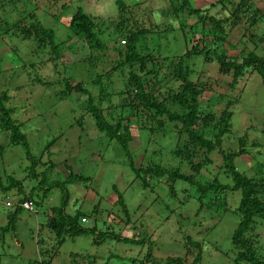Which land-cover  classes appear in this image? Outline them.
Listing matches in <instances>:
<instances>
[{"label": "rangeland", "instance_id": "rangeland-1", "mask_svg": "<svg viewBox=\"0 0 264 264\" xmlns=\"http://www.w3.org/2000/svg\"><path fill=\"white\" fill-rule=\"evenodd\" d=\"M9 1L11 0L6 2ZM19 1H22L20 9L23 13L27 10L33 11L35 18L43 27L53 30L55 41L69 39L64 42L65 47L58 60L59 64L53 67L50 63L42 65L39 63V57H35L32 52L33 41L20 40L18 36L12 34L2 37L0 35V90L8 89L9 104L16 107L14 114L23 121V131L27 136L30 154L38 160L34 170L36 173L41 172L29 177L26 167L30 159L24 157L19 146L6 148L0 156V175L9 174L15 179H22L24 193L28 192L32 185L39 184L34 192V199L38 201L36 205L33 199L35 212L26 210L17 212L14 229L8 228L0 235V264H41L38 261L40 255L36 240L40 239L39 243L44 241L41 247L53 246L54 237L51 235L45 237L48 233L45 221L50 219L48 208L60 205L64 189L59 186L47 187L53 181L64 179L67 173L64 164L69 165L73 172L81 173L88 179L69 183L65 187L67 191L65 210H69L77 204V200H81L80 210L90 214L82 225L90 227L93 224L98 230L112 231L124 236H142L147 242L150 241L151 257L159 262H165L167 257H179L185 263H189L195 254V249L187 243L186 237L189 236L201 245V258L198 264H233L234 250H231L229 235L237 220L236 215L231 212L238 200L236 192L226 194L228 201L226 211L209 207L205 198L202 199L203 205L198 211V200L192 187L185 181L178 179L174 181L173 193L168 190L169 179L166 176L152 177L145 186H142L141 180L129 166L128 155H125L119 144L96 132L88 115L84 114L79 124L77 119L82 112L84 96L72 92L67 98L61 100L55 98V92L62 89L59 81L63 77L70 78L72 85L78 81L82 82L93 95L96 94L98 87L90 80L98 72L102 74L100 77L102 90L110 95V103H103L104 107L118 105L120 102L118 93L124 89L128 69L124 68L121 74L118 71L106 74L112 59H116L114 52L109 49L113 43L111 37H116V34L112 29L105 27L117 15L114 0ZM123 1L132 10L137 23L144 28H150V33L145 35V50L154 55L160 64L157 78L163 76L165 77L163 81L167 80V85L176 86L177 82L172 81L169 70L170 63L166 65L167 62L161 59L163 56L172 55L174 51L177 52L178 43L173 39L177 35V30L163 32L171 27L177 28L178 23H181L186 37H191L192 31L193 33L195 31L192 27L195 17L184 14H179L178 18H175L174 14L163 17L160 11L169 9L168 0ZM215 1L186 0L188 6L192 8L208 6ZM236 1L238 0H234ZM248 2L252 4L251 8L264 15V0ZM77 8L100 23L98 37L108 48L93 52L97 53L99 58H103L102 63L96 68L88 69L84 66L79 49L81 41L75 38L66 26L68 16ZM8 9L7 5L0 7L2 12ZM10 9L14 10L15 7ZM9 16L14 14L11 13ZM247 16L248 14L242 15L236 27L229 29L222 44L227 55L246 53L252 49V42L260 45L256 38L251 39L249 35L252 33L257 37L264 34V21L257 20L250 24L246 20ZM3 20L4 17H0V21ZM158 31L161 36L157 39ZM163 34L166 36L162 37ZM176 39H180L179 35ZM167 41L168 45L162 47L161 52L158 51L156 43L166 45ZM219 44L220 42L216 43V47L221 46ZM167 49L170 50L167 52ZM85 51L88 54V50ZM157 54L161 56H155ZM22 63L25 70L19 68ZM27 63L36 65L29 69L26 67ZM147 67L150 68L149 63ZM193 67L195 73L190 76L191 80L208 82L209 87L205 88L199 101L201 111L210 110L219 114L225 104L230 102L232 128L227 136H223L221 146L228 149L237 148L238 137L246 132L247 149H250L249 144L253 139L259 143L258 158L264 157V87L257 75L248 73L235 84H230V75L217 73L216 66L211 61L204 62L198 58L195 59ZM37 75L52 83L37 84L33 80ZM124 96L123 94L122 97ZM210 96L212 98L208 100ZM136 119L130 117L126 120L131 138L128 150L135 166L158 164L166 169L176 167L181 173L192 174L184 160L180 161L173 155L172 149L176 138L174 130L167 133L150 132L147 128H141ZM150 122L153 123V128L156 127L155 121L150 119L146 125L151 126ZM163 123L172 129L170 122L164 120ZM52 138L55 142L42 151L44 144ZM210 158L212 163L201 168L198 174H194V179L203 181L216 177L219 181L225 182L220 172L221 168H216L221 162L219 155L212 154ZM47 160L53 161L54 165L47 167ZM254 162L247 155H239L234 159L235 166L243 173H249ZM45 168L47 169L43 172ZM117 195L122 197L126 205L128 219L118 209L115 202ZM2 197L0 194V227L5 224L8 210L12 209L20 195L13 189L9 199ZM5 198L9 203L4 204ZM255 231L259 232V238L264 243V225H258ZM147 242L140 248L134 245L133 249H130L127 245L112 239H105L102 244H93L91 235L65 237L62 243L51 251L53 256L49 264H129L127 258L134 256L136 252L135 264H138L146 253ZM260 253L264 256V248Z\"/></svg>", "mask_w": 264, "mask_h": 264}, {"label": "trees", "instance_id": "trees-1", "mask_svg": "<svg viewBox=\"0 0 264 264\" xmlns=\"http://www.w3.org/2000/svg\"><path fill=\"white\" fill-rule=\"evenodd\" d=\"M6 1L0 0L1 8L5 5L9 8L6 12L0 11V17H4V20L0 21L1 37L12 34L18 36L20 40L33 41L32 52L35 57L42 59L39 60L41 65L50 63L54 67L59 64L58 60L61 58V52L65 47L64 42L69 38L65 39L66 41H55L53 30L43 27L35 18L33 11L22 12V9H20L22 1L11 0L9 3ZM180 1L179 3L178 0H168L170 3L169 9L160 11L163 17H166V15L173 16V14L175 18H178L179 14L195 17L192 24L195 31L194 33L192 31L191 37H186L187 34L183 31L181 23H178L177 28L171 27L163 32L177 30V35L180 38L176 39L177 35L173 38L178 43L176 45L177 52L174 51L172 55L163 56V59H161V61L167 62L166 65L170 63L169 70L172 81L177 82L176 86H173L174 84L167 85V80L164 82L163 78L165 77L163 76L157 78L160 64L154 55L145 50V35L150 33V28H144L137 23V18L133 17L132 10L125 5L123 0H114L117 15L105 27L112 29L116 34V37H111L113 43L109 48L116 55V59H112L106 74L108 75L114 71L121 74L124 68L128 69L125 74L124 89L118 93L120 102H118V105L104 107L103 103H110V95L102 90L100 81L102 74L98 72L94 75L95 78L93 77L90 80L95 87H98L96 88V94L93 95L89 89L84 87L82 82L78 81L72 85L70 78L63 77L59 81L62 89L55 92V98L58 100L67 98L72 92L84 96L81 106L82 112L77 119L79 124L82 116L84 114L88 115L92 119L96 132L119 144L125 155H128L129 166L134 171L135 176L141 180L142 186H145L152 177L166 176L169 179L168 190L173 193L172 183L177 179L185 181L192 187L198 200V211L203 205V198H205L209 207L226 211L228 208L226 194L236 192L238 200L231 212L236 215L237 220L229 235V242L232 245L231 250H234L232 263L264 264V256L260 253L264 248V243L259 238V232L255 231L258 225H264V157L258 158L259 143L252 139L249 144L250 149H247L246 132H244L237 139V148H223L221 146L222 138L224 135L227 136L232 128L230 102L225 104L219 114H215L210 110L201 111L199 101L204 90H206L205 88H209L208 82L192 81L190 78L195 73L193 67L195 59L199 58L204 62H213L217 73L230 75V84H235L245 74L254 73L264 87V34L256 37L250 33L249 38H256L260 45L252 42V49L244 54L240 52L234 56L227 55L222 45L229 29L236 27L242 15L248 14L246 20L250 24L257 20L264 21L262 17L264 15H260L257 9L251 8L252 4L248 0H238L236 2L234 0H216L209 3L208 6L200 8L188 6L186 0ZM10 7H15V9L11 10ZM11 13L14 16H9ZM66 24L72 35L81 41L82 45L79 46V49L84 66L86 68H96L99 63H102L103 58H99L98 54L93 52L108 49L106 44L102 43L98 37L100 23L94 21L80 8H77L68 16ZM160 36L158 31L157 39ZM163 36L165 37L166 34H163ZM219 42L221 46L216 47V43ZM167 45L168 41L166 45H160L157 42L155 46L161 52L162 47L164 48ZM85 50H88V54L85 53ZM169 50L167 49V52ZM158 55L161 56L160 54L155 56ZM148 63L150 68L147 67ZM35 65V63H27L26 67L33 69ZM19 66V68L25 70L23 63ZM33 80L42 85L52 83L43 80L38 75ZM8 93V89L0 90V156L6 148L19 146L24 157L30 159V163L26 167L29 177H34L41 173H36L34 170L38 160L30 154L27 136L23 131V121L14 114L16 107L9 104L10 96ZM121 94L125 96L122 97ZM209 98L212 97H208V100ZM130 117L137 118L136 121L139 122L141 128H147L150 132L161 131L167 133L174 130L176 138L172 149L173 155L178 157L180 161L184 160L192 174L181 173L176 167L166 169L158 164L135 166L128 150V143L131 138L126 120ZM149 119L155 121L156 127H152V122H150L151 126L146 125ZM164 120L171 123L172 129L169 125L163 123ZM54 142V138L48 140L42 151L48 149ZM212 154H218L221 159L216 168H221L220 172L225 182L219 181L216 177L211 180H195L194 174H198L201 168L212 163L210 158ZM239 155H247L255 161L250 166L251 173H243L237 169L234 159ZM46 162L48 163L47 167L54 165L51 160ZM64 167L67 171L64 179L53 181L47 187L59 186L64 189V192L61 196L60 205L48 208L50 219L45 221V226L48 229L45 237L50 235L54 237L53 246L50 248L41 247L44 245V241L39 243L40 239L36 240L40 255L39 263L49 264L53 256L51 251L54 247H58L65 237L74 238L76 236L91 235L93 244H102L105 239H112L117 243L127 245L130 249H133L134 245L140 248L147 242L142 236H124L112 231L98 230L93 224L90 227L82 225L83 222L80 219L82 217L86 219L90 217V214L80 210L81 200H77V204L66 211V185L88 179L81 173L73 172L69 165L64 164ZM253 167L254 170H252ZM46 169H43V172ZM22 186V179H15L9 174L0 175V194L3 196L2 198L9 199L13 189L16 194L20 195L13 207L11 206L12 209L8 210L6 222L0 227V235L8 228L14 229L17 212L23 210L19 203L26 198L33 201L35 189L39 187V184L32 185L30 190L25 193ZM115 202L118 209L128 219L129 214L120 195L116 196ZM34 203L38 205V201L35 199ZM93 211L92 209L91 212ZM186 240L189 246L195 249V254L189 263H185L179 257H167L165 262L154 260L151 257V244L149 241L147 242L146 253L138 261V264H198L201 258V245L189 236L186 237ZM136 255L137 252L134 256L128 257L127 263L135 264L137 261ZM109 258L108 256L107 259Z\"/></svg>", "mask_w": 264, "mask_h": 264}, {"label": "built area", "instance_id": "built-area-1", "mask_svg": "<svg viewBox=\"0 0 264 264\" xmlns=\"http://www.w3.org/2000/svg\"><path fill=\"white\" fill-rule=\"evenodd\" d=\"M6 200V199H5ZM9 203V201H4V204H7ZM19 206L23 209V210H26V211H29V212H35V209H34V204H33V201L31 199H24L22 200L20 203H19ZM82 222L86 221V219L84 217H82L80 219Z\"/></svg>", "mask_w": 264, "mask_h": 264}]
</instances>
